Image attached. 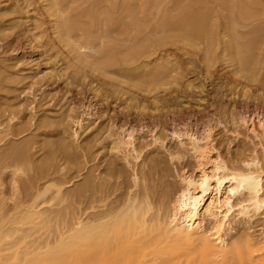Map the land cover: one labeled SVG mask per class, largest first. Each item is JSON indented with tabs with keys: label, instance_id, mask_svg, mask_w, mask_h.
<instances>
[{
	"label": "rangeland",
	"instance_id": "1",
	"mask_svg": "<svg viewBox=\"0 0 264 264\" xmlns=\"http://www.w3.org/2000/svg\"><path fill=\"white\" fill-rule=\"evenodd\" d=\"M187 9L209 30L191 44L175 40ZM55 19L70 21L63 37ZM66 40L83 46L85 62ZM256 112L264 114V0H0V218L48 178L67 190L91 178L95 189L44 204L60 218L33 235L40 241L98 211L90 206L128 196L168 211L179 177L199 183L215 161L260 159L262 138L239 122ZM122 127L135 130L128 144L117 136ZM196 139L208 151L203 168L193 160ZM243 199L205 216V229L217 225L235 241L258 236L263 215H237Z\"/></svg>",
	"mask_w": 264,
	"mask_h": 264
},
{
	"label": "bare ground",
	"instance_id": "2",
	"mask_svg": "<svg viewBox=\"0 0 264 264\" xmlns=\"http://www.w3.org/2000/svg\"><path fill=\"white\" fill-rule=\"evenodd\" d=\"M182 17L188 24L182 33L176 34L179 36L175 40L191 44L202 33H209L201 14L187 9ZM55 22L57 34L63 37L62 27L67 24L69 29L70 21L64 25L58 19ZM65 44L74 52L76 62H85L78 52L83 49L82 45H72L69 40ZM253 45L254 40H251L242 49H250ZM229 54L231 58L235 56L232 47ZM238 58L242 65L246 64L247 57ZM108 67L92 66L102 74L112 72ZM94 92L97 93V89ZM81 108L86 110L85 118L93 117L94 105L89 102ZM253 116H241L239 122L264 143V114L256 112ZM118 131L117 136L123 144L130 143L126 138L135 132L132 127H122ZM22 151L15 154L23 155ZM192 152L196 167L203 168L207 161L206 146L193 140ZM211 173L208 176L203 172L199 183L188 176L179 177L180 187L172 188L168 211L154 209L147 197L128 196L110 206L106 203L90 206V210L98 211L88 213L85 219L76 218L68 227L59 229L56 225L55 237L40 241L33 235L48 229L60 218L52 216L54 211L43 208L44 204L62 203L68 198L76 200L90 189L95 190L91 178L71 190L63 189L48 178L31 189L35 193L28 201L0 218V264H264V222L258 236L245 235L239 241L233 240L217 225L210 231L203 225L205 216L214 217L218 206L230 213L231 202L238 197L244 199L237 206V215L247 218L263 215L264 219V145L260 159L254 158L239 166L215 161ZM12 174L15 175V171ZM212 179L214 188L210 186Z\"/></svg>",
	"mask_w": 264,
	"mask_h": 264
}]
</instances>
